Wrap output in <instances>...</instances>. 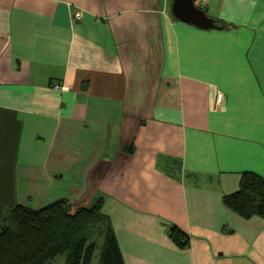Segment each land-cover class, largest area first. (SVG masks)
Returning <instances> with one entry per match:
<instances>
[{
    "label": "crops",
    "instance_id": "0c3cea01",
    "mask_svg": "<svg viewBox=\"0 0 264 264\" xmlns=\"http://www.w3.org/2000/svg\"><path fill=\"white\" fill-rule=\"evenodd\" d=\"M170 2L0 0V222L102 197L123 264H264V219L222 203L264 177V0H192L206 29Z\"/></svg>",
    "mask_w": 264,
    "mask_h": 264
},
{
    "label": "trees",
    "instance_id": "16d2710c",
    "mask_svg": "<svg viewBox=\"0 0 264 264\" xmlns=\"http://www.w3.org/2000/svg\"><path fill=\"white\" fill-rule=\"evenodd\" d=\"M121 150L128 153L131 147ZM222 203L241 217L264 219V177L242 171L237 189L223 195ZM101 204L102 197L88 206L65 199L38 208L15 204L0 222V264H47L57 255H63L62 264H90L99 237L97 264H123ZM167 235L177 247L186 246V235L174 225Z\"/></svg>",
    "mask_w": 264,
    "mask_h": 264
},
{
    "label": "water",
    "instance_id": "95a60500",
    "mask_svg": "<svg viewBox=\"0 0 264 264\" xmlns=\"http://www.w3.org/2000/svg\"><path fill=\"white\" fill-rule=\"evenodd\" d=\"M169 12L174 19L189 23L198 28H218L215 21L196 7L192 0H171Z\"/></svg>",
    "mask_w": 264,
    "mask_h": 264
},
{
    "label": "rangeland",
    "instance_id": "374dc122",
    "mask_svg": "<svg viewBox=\"0 0 264 264\" xmlns=\"http://www.w3.org/2000/svg\"><path fill=\"white\" fill-rule=\"evenodd\" d=\"M101 237L98 238V243L96 248L93 251V255L90 261V264L98 263V244L101 242ZM63 263V255H57L52 260L48 261L47 264H62Z\"/></svg>",
    "mask_w": 264,
    "mask_h": 264
},
{
    "label": "built area",
    "instance_id": "2783aa9c",
    "mask_svg": "<svg viewBox=\"0 0 264 264\" xmlns=\"http://www.w3.org/2000/svg\"><path fill=\"white\" fill-rule=\"evenodd\" d=\"M51 87L57 90H60L62 88V86L58 84L57 82H52ZM214 99H215L216 104H219L223 99V93L220 91H215Z\"/></svg>",
    "mask_w": 264,
    "mask_h": 264
}]
</instances>
